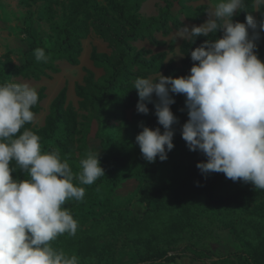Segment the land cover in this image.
Segmentation results:
<instances>
[{"label":"clouds","instance_id":"1","mask_svg":"<svg viewBox=\"0 0 264 264\" xmlns=\"http://www.w3.org/2000/svg\"><path fill=\"white\" fill-rule=\"evenodd\" d=\"M261 6L264 0H253L257 11ZM247 7L245 0H215L203 24L177 31V38L194 43L197 37L223 30L222 38L206 39L190 51L198 63L189 75L159 73L158 79L134 80L138 113L148 114L147 103H154L164 129L144 126L136 136L147 162L157 157L165 161L174 148L172 126L178 118L171 110L175 100L170 93L183 94L188 120L181 135L189 150L206 156V162L196 165L201 173H223L264 190V62L255 51L264 19L258 23L248 11L246 22H234V15ZM34 54L38 62L47 61L44 49ZM38 100L37 89L28 83L0 84V264H80L76 254L56 251L50 242L77 232L78 222L62 207L68 199L82 201L85 196V188L74 186L73 179L92 185L105 170L100 152L89 151L75 177L58 151L42 152L40 136L24 127L36 119L32 108ZM13 161L28 179L13 178Z\"/></svg>","mask_w":264,"mask_h":264},{"label":"trees","instance_id":"2","mask_svg":"<svg viewBox=\"0 0 264 264\" xmlns=\"http://www.w3.org/2000/svg\"><path fill=\"white\" fill-rule=\"evenodd\" d=\"M20 1L22 3V1L32 0ZM144 1L103 0L104 3L100 4L97 0H67L66 4H61L62 21L53 30L56 35L54 48H45L31 33L27 32L29 52L42 48L48 61L38 62L34 59L26 60L23 64H15L10 54L5 53L0 56V84L18 82L13 80L17 77L36 80L40 77L49 78L47 71L52 74L59 72L54 65V62L59 60H64L71 66H77L82 52L81 42L89 36L91 28L112 46V55L99 53L95 47H92L90 53V61L96 67L104 68L105 76L95 81L92 71L85 69L83 84H76L74 87L75 95L80 99V107L90 113V117L94 118L97 126L94 137L100 141L99 159L105 170V176L100 177L97 183H104L109 188L115 189L120 178L126 180L135 178L140 181L143 189L146 186L151 191L154 187L153 192L147 193L140 200L142 203L153 205V208H148L143 218L121 216L117 222L135 251L136 264H170L188 256L185 249H180L177 245L182 241L184 234L196 230L197 225L194 219L208 207L222 205L234 212L248 215L250 220L264 221V190H255L254 187H250L217 193L216 182L208 178V174H202L196 167L199 162H205L204 154L192 152L189 148L184 150L181 159L175 157L171 150L167 153L165 161L157 157L152 163L143 158L136 142L134 143V159L126 160L120 150L108 151L107 140L101 135V130L107 120L123 119L125 111L137 106L139 97L133 88L134 80L137 77L148 78L163 69L164 76L189 75L193 63H198L191 60L190 51L199 47L206 39L220 38L223 32L218 30L209 37H197L194 43L189 40L182 41L181 66L177 67L173 60H169L165 65L164 61L167 57L165 52L153 54L149 50L136 49L132 42L147 39L151 44L161 46L162 43L154 37L155 33L167 36L173 29L171 24L176 29L183 25L176 15H172L176 3L180 7V13L198 22L202 21L208 7L203 5L192 9L183 4L182 0H162L163 6L159 8L156 16L142 18L139 16V11ZM44 2L49 3L48 0ZM245 3L248 5L247 11L234 15V22H246L245 18L249 12L258 23L264 19V12H261L264 11V6L257 11L253 7V0H245ZM32 16L33 14L30 13V18ZM257 31L259 39L255 41L257 44L255 51L264 62V30L258 28ZM170 95L175 100L171 110L178 118V123L172 126L174 139L182 123L188 120V110L183 94L170 93ZM38 96V103L32 108L35 115L40 111V103L44 99V88L39 89ZM66 101L67 85L64 84L50 104L44 125L38 129H31L32 123H28L24 127L40 136L42 152L58 151L62 160L73 163L75 161L72 157L74 145L75 143L85 144L86 132L78 121L77 112L72 106L67 105ZM147 107L148 114L138 113L137 110L132 113L133 124L140 132L144 126L153 129L159 127L163 132V126L158 124L154 114L155 108L150 103H147ZM127 125L128 122L124 121L123 126ZM23 131L24 128L21 129V133ZM128 145L127 142H122L115 147L122 146L125 150ZM187 161L190 165L183 164ZM124 165H127L128 172H119L120 167ZM163 165L189 175L182 177L178 175L174 181L167 180L159 173V168ZM12 166L16 167V171L11 173L14 179L29 178L14 161L10 162V167ZM190 167L196 171L194 172ZM75 202L76 200L62 207L72 206ZM78 246L86 249L84 241H81ZM188 247L194 249L189 257L195 261H203L209 254V252H203L204 255H201L198 253L202 250L195 249L192 245ZM78 253L82 252L78 251ZM231 259L240 261L242 264H264V238L250 244L248 252L225 254L218 257V262L233 264Z\"/></svg>","mask_w":264,"mask_h":264},{"label":"rangeland","instance_id":"3","mask_svg":"<svg viewBox=\"0 0 264 264\" xmlns=\"http://www.w3.org/2000/svg\"><path fill=\"white\" fill-rule=\"evenodd\" d=\"M97 1L100 4L104 3L103 0ZM48 2L46 4L44 0H32L22 1L21 3L20 0H0V56L9 53L15 64H23L26 60L36 59L34 52H29L27 32L31 33L45 48H54L56 35L53 30L62 21L61 4H66L67 0H48ZM181 2L192 9L203 5L209 9L215 0H182ZM162 6V0H145L141 4L139 16L142 18L156 16ZM179 9L180 7L176 3L172 15L177 16L183 24L182 27L185 25L189 28L193 25L199 26L208 19V10L203 15L202 21L198 22L187 18L180 13ZM30 13L33 14L31 18ZM171 26L173 29L167 36H162L160 33L154 34L155 39L162 43L161 46H155L147 39L132 42V45L136 49L149 50L153 54L165 52L167 57L164 64L166 65L169 60H173L176 66L180 67L183 58L180 53V45L184 40L176 36L180 28L176 29L172 24ZM222 36L223 32L220 38ZM82 43L88 49L96 45L99 53L108 55L113 53L112 46L96 34L92 28L89 36L82 40ZM54 65L59 69V72L52 74L47 71L49 78L40 77L36 80L17 77L13 80L28 83L34 86L37 92L40 88H44V99L40 103V111L35 115L36 119L32 122L31 129H38L44 125L52 100L62 86L67 85L66 104L72 106L77 112L78 121L81 123L84 132H86L85 144L75 143L74 145L72 157L75 161L73 163L68 162L75 177L81 172L79 161L86 158L89 151L101 152V146L100 141L94 137L97 130L94 118L90 117L88 111L80 107V99L75 95L74 87L76 84H83L85 69L92 70L95 81H99L104 77L106 70L94 66L89 56L84 59V54L77 66H70L64 60L55 61ZM159 73L164 75V69ZM159 73L150 75L148 78L157 79ZM155 99L156 97L153 96V100ZM150 104L154 107V103ZM135 110H137V106L125 111L123 119L112 118L107 120L101 130V135L107 140L108 151L120 150L126 160L134 159L135 138L140 132L131 118ZM124 121L128 122L126 127L123 126ZM185 122L182 123L173 139L172 154L179 159L183 157L184 150L188 148L181 135L182 126ZM122 142H127L129 144L128 148L123 150L122 146L115 147V145ZM80 148L82 149L80 150ZM204 157L206 162L207 158L205 155ZM204 157L202 156V160ZM187 162L183 164L190 165L189 161ZM193 171L195 172L196 169H193ZM119 172H128L127 165L121 166ZM159 173L163 178L171 181H174L178 175L181 177L189 175L181 170H173L166 165L159 168ZM207 177L216 182L217 193L254 187L251 183L234 182L226 178L223 173H208ZM119 180L117 187L111 189L104 183L98 184L97 181L92 185H81L77 179H73L74 186L85 188V196L82 201H76L74 205L65 207L78 222V229L75 236L65 233L51 241L54 250L63 251L69 255L76 254L80 264H136L135 251L126 234L121 231L117 221L121 216L143 218L148 208H153V205L142 203L140 200L147 193L153 192L154 187L152 188L153 191L147 189L146 186L143 189L140 181L135 178L128 180L120 178ZM216 192L215 194H217ZM74 201L75 199H68L64 205L71 204ZM194 220L197 225L196 230L184 234L182 241L177 245L178 248L185 249L188 256L170 264H222L218 262L219 256L234 252L246 253L249 251L250 244L264 238V221L250 220L248 215L234 212L222 205L206 208ZM81 241L85 242L86 249L78 246ZM189 245L202 250L201 253L197 252L198 254L204 255L203 252H209L208 255L205 254L206 259L203 261L191 259L189 256L194 252V249L189 248ZM78 251L82 253L79 254ZM231 261L233 264H242L235 259H231Z\"/></svg>","mask_w":264,"mask_h":264},{"label":"crops","instance_id":"4","mask_svg":"<svg viewBox=\"0 0 264 264\" xmlns=\"http://www.w3.org/2000/svg\"><path fill=\"white\" fill-rule=\"evenodd\" d=\"M81 46H82V52H81V55H80V58H82V55L84 54V59H86L88 56H89V58H90V53H91V49H88L85 45H83V43L81 42ZM93 47H95L96 48V45H94ZM80 58H79V60H80ZM68 64V63H67ZM69 65V64H68ZM71 66V65H70ZM88 70H90L89 68H88ZM90 71H92V70H90Z\"/></svg>","mask_w":264,"mask_h":264}]
</instances>
